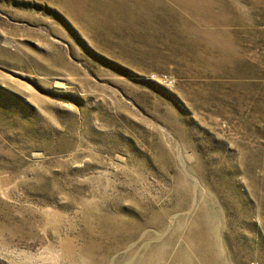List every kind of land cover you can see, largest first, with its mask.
Instances as JSON below:
<instances>
[{"label": "rangeland", "instance_id": "1", "mask_svg": "<svg viewBox=\"0 0 264 264\" xmlns=\"http://www.w3.org/2000/svg\"><path fill=\"white\" fill-rule=\"evenodd\" d=\"M186 1L0 0V264H264V0Z\"/></svg>", "mask_w": 264, "mask_h": 264}, {"label": "bare ground", "instance_id": "2", "mask_svg": "<svg viewBox=\"0 0 264 264\" xmlns=\"http://www.w3.org/2000/svg\"><path fill=\"white\" fill-rule=\"evenodd\" d=\"M75 1H76V0H75ZM100 1H101V0H100ZM131 1H132V0H131ZM145 1H146V0H145ZM185 1H186V0H185ZM69 2H70V1H69ZM186 2H187V1H186ZM188 2H189V1H188ZM193 2H194V1H193ZM72 3H73V1H72ZM80 3H81V2H80ZM100 3H101V2H100ZM126 3H127V2H126ZM149 3H150V2H149ZM88 4H89V3H88ZM191 4H192V3H191ZM191 4H190V5H191ZM85 5H86V4H85ZM128 5H129V4H128ZM132 5H133V4H132ZM174 5H175V4H174ZM174 5H173V6H174ZM182 5H184V4H182ZM182 5H181V6H182ZM65 6H66V5H65ZM76 6H77V5H76ZM136 6H137V5H136ZM138 6H139V5H138ZM66 7H67V6H66ZM107 7H108V6H107ZM183 7H184V6H183ZM187 7H190V6H187ZM77 8H78V7H77ZM88 8H89V7H88ZM88 8H87V9H88ZM94 8H95V7H94ZM108 8H109V7H108ZM146 8H147V7H146ZM184 8H185V7H184ZM190 8H191V7H190ZM75 9H76V8H75ZM79 9H80V8H79ZM90 9H91V8H90ZM133 9H134V8H133ZM147 9H148V8H147ZM172 9H173V8H172ZM68 10H69V9H68ZM71 10H72V9H71ZM97 10H98V9H97ZM125 10H127V9H125ZM188 10H189V9H188ZM188 10H187V11H188ZM78 11H81V10H78ZM146 11H147V10H146ZM74 12H75V11H74ZM81 12H82V11H81ZM111 12H112V11H111ZM147 13H148V12H147ZM152 13H153V12H152ZM101 14H102V13H101ZM148 14H149V13H148ZM79 15H80V14H79ZM113 15H114V14H113ZM142 15H143V14H142ZM151 16H152V15H151ZM147 18H148V17H147ZM121 19H122V18H121ZM121 19H120V20H121ZM177 19H178V18H177ZM181 19H182V18H181ZM178 21H179V20H178ZM180 22H181V21H180ZM110 23H111V22H110ZM182 23H183V21H182ZM102 24H103V23H102ZM119 24H120V23H119ZM165 24H166V23H165ZM170 24H171V23H170ZM172 24H173V23H172ZM180 24H181V23H180ZM103 25H104V24H103ZM103 25H102V26H103ZM113 25H114V23H113ZM113 25H112V27H113ZM135 25H136V24H135ZM190 25H191V24H190ZM194 25H195V24H194ZM176 26H177V25H176ZM106 27H107V26H106ZM197 27H198V26H197ZM202 27H203V26H202ZM159 28H160V27H159ZM178 28H179V27H178ZM184 28H185V27H184ZM192 28H193V27H192ZM113 29H114V28H113ZM120 29H121V28H120ZM186 29H187V28H186ZM194 29H195V28H194ZM193 31H194V30H193ZM156 32H157V31H156ZM162 32H163V31H162ZM179 33H180V32H179ZM183 33H184V32H183ZM189 33H190V32H189ZM219 33H220V32H219ZM221 33H222V32H221ZM193 34H194V33H193ZM217 36H218V35H217ZM194 37H195V36H194ZM194 37H193V38H194ZM195 38H196V37H195ZM186 39H187V38H186ZM208 39H209V38H208ZM216 39H217V38H216ZM202 40H203V39H202ZM214 40H215V39H214ZM176 41H177V40H176ZM210 41H211V40H210ZM179 42H180V41H179ZM184 42H185V41H184ZM186 42H187V41H186ZM211 44H213V43H211ZM221 44H222V43H221ZM183 45H184V44H183ZM216 45H217V44H216ZM223 46H224V45H223ZM225 48H226V47H225ZM226 49H227V48H226ZM155 50H156V49H155ZM231 51H233V50H231ZM235 52H236V51H235ZM228 54H229V53H228Z\"/></svg>", "mask_w": 264, "mask_h": 264}]
</instances>
